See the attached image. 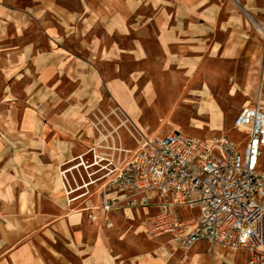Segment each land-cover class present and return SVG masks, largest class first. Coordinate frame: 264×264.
Returning <instances> with one entry per match:
<instances>
[{"label": "crops", "instance_id": "1", "mask_svg": "<svg viewBox=\"0 0 264 264\" xmlns=\"http://www.w3.org/2000/svg\"><path fill=\"white\" fill-rule=\"evenodd\" d=\"M159 58L180 85L202 60L228 62L236 68L230 89L264 101V0H0V74L21 81L27 97L35 94L27 101L38 111L59 109L52 131L39 117L36 131H15L10 109L0 112V264H139L120 262L103 242L81 240L80 215L66 210L57 176L62 160L76 155L73 136L86 122L80 109L106 103V95L134 118L178 83L146 78V65ZM190 89L197 107L220 117L222 102L207 82ZM18 169L25 179L15 180ZM192 257L190 264L233 262L219 246ZM238 259L244 264L242 252Z\"/></svg>", "mask_w": 264, "mask_h": 264}, {"label": "rangeland", "instance_id": "2", "mask_svg": "<svg viewBox=\"0 0 264 264\" xmlns=\"http://www.w3.org/2000/svg\"><path fill=\"white\" fill-rule=\"evenodd\" d=\"M4 2L20 6L31 3L32 0H4ZM160 66H162L160 58L148 63L146 78L178 79L169 69H162ZM126 67L119 73L124 80H127L132 70L131 63ZM106 69L111 76L110 67ZM235 72L236 68L228 62L217 61L214 64L212 61L202 60L200 68L195 75L189 76L187 82L183 79V84L180 85L178 79V83H174L172 89L167 87L166 91H160L159 104L144 108L140 115L134 118L115 107L110 97L106 95L104 97L106 103L98 107L80 109L85 114L86 122L80 125L73 136L78 142L76 155L62 160L57 180L61 186L60 194L66 210L80 215L81 240L83 238L87 243L103 242L120 262L132 260L139 264H190L193 261L192 253L202 250L212 251L214 247L219 246L226 253L233 255L232 264H240L241 259H238V256L241 252L219 244L197 241L187 252H184L173 233L162 232L150 235L146 227L158 213V207L132 205L128 198L123 197L111 186L109 182L111 176L103 177L108 169L124 166L135 155L140 143L154 134L180 130L193 136L206 137L223 131L235 140L241 139L242 133L233 128L234 119L245 104L251 105L256 99L255 96L230 89L231 74ZM62 77L65 78V75L63 74ZM206 82L211 94L219 98L223 105L222 114L217 119H210L206 111L203 112L202 108L196 106L197 99L188 96V88H199ZM34 86V84L29 86V91ZM67 87V82L63 81L62 93ZM5 91L8 92L7 98L4 96ZM193 93L200 92L196 89ZM206 95H210V92ZM31 96L36 95L27 97L26 92H23L21 81H14L0 74V112L10 109L13 117L11 126L15 131H21L23 127L36 131L37 124L34 120L36 117L45 122L47 129L51 131L54 127H58L53 125L52 117L59 109L50 106L38 111L27 101ZM25 104L29 106L25 107ZM22 119L24 122L27 120L28 124H22ZM85 138L91 141L86 142ZM91 148H94L96 155L105 159L99 162L100 167L96 165L85 169L80 166L72 170L73 176L66 173L73 190L70 192L68 187L64 188L66 185L62 171L76 165L79 162L78 156L82 154H85L83 158L87 164L93 162V151H89ZM72 158L74 160L70 161ZM14 176L15 180L19 181L25 179L26 173L18 169ZM85 182L92 183L84 187ZM13 191L15 199L16 188ZM105 194L109 201L108 208L103 203ZM75 197L77 199L73 200ZM193 212L195 211L179 208L181 219L192 217Z\"/></svg>", "mask_w": 264, "mask_h": 264}, {"label": "built area", "instance_id": "3", "mask_svg": "<svg viewBox=\"0 0 264 264\" xmlns=\"http://www.w3.org/2000/svg\"><path fill=\"white\" fill-rule=\"evenodd\" d=\"M233 128L241 139L223 131L206 137L180 130L154 134L124 166L108 169L103 177L111 176V186L132 205L158 207L146 227L150 235L171 232L184 252L197 241L219 244L242 252L244 264H264V101L244 105ZM89 151L93 162L87 164L82 154L62 171L70 192L66 173L100 167L102 157L94 148ZM103 203L109 207L107 194ZM180 207L195 212L181 219Z\"/></svg>", "mask_w": 264, "mask_h": 264}, {"label": "bare ground", "instance_id": "4", "mask_svg": "<svg viewBox=\"0 0 264 264\" xmlns=\"http://www.w3.org/2000/svg\"><path fill=\"white\" fill-rule=\"evenodd\" d=\"M101 159H105V158H101ZM72 160H74V158H72L70 161H72ZM84 165H85V163H83ZM86 167H88V166H86ZM67 193H69L68 191H67ZM75 199H77V198H75ZM75 199H73V200H75ZM70 201H72V199H70Z\"/></svg>", "mask_w": 264, "mask_h": 264}]
</instances>
